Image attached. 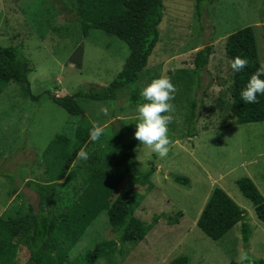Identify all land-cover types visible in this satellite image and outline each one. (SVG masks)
<instances>
[{"label": "rangeland", "instance_id": "1", "mask_svg": "<svg viewBox=\"0 0 264 264\" xmlns=\"http://www.w3.org/2000/svg\"><path fill=\"white\" fill-rule=\"evenodd\" d=\"M262 1L213 0L209 7L213 53L206 72L214 81L205 91L195 126L197 134L189 139L187 119L196 86L191 59L209 37L210 27L205 31L198 28L193 0H162L158 40L137 81L144 88L165 75L177 88L172 101L173 121L168 125L172 143L165 158L140 142L134 149L137 169L145 172L152 168L153 173L149 178L152 189L140 192L142 199L133 216L143 224H149L153 217L157 222L143 240L119 244L107 223L103 207L107 199L100 188L108 170L93 158L105 156L113 137L111 123L120 122L134 130L139 123L137 105H127L126 89L108 104L76 99L85 122L97 123L105 131L98 141L88 140L82 148L88 159L76 157L61 180H53L54 173L45 172L44 164L35 155L41 154L54 134L61 130L68 134L75 120L68 122V115L47 96H71L78 90L97 91L106 86L119 72L127 48L99 30H90L82 37L76 24L66 22L54 7L61 2L74 9V0H0V46L21 45L28 60L30 94L37 97V101L24 97L21 87L13 82L0 92V219L21 216L28 205L36 207L37 196L25 184L32 181L41 186L53 185L52 201L47 203L52 212L62 213L69 208L85 219V229L75 242L54 232L53 240L67 261L104 240L114 241L115 250L94 264H168L180 255L188 257V264H228L239 262L242 252L264 261V227L235 186L237 179L251 175L259 193L264 194V173H255L264 169V122L228 127L233 120L230 63L223 51L228 34L250 26L260 67L264 65ZM90 159L101 176L92 172ZM256 161L260 162L257 167L249 166ZM175 176L187 178V184L175 183ZM216 187L234 198L245 212L250 229L246 248L240 240L238 224L217 241L204 236L195 226ZM13 243L14 263L26 264L28 251L22 236ZM41 264H57L55 255H45Z\"/></svg>", "mask_w": 264, "mask_h": 264}, {"label": "trees", "instance_id": "2", "mask_svg": "<svg viewBox=\"0 0 264 264\" xmlns=\"http://www.w3.org/2000/svg\"><path fill=\"white\" fill-rule=\"evenodd\" d=\"M212 4L213 0H193L198 28L205 31L210 27V32L209 37L201 48L193 53L191 59L196 74V86L187 119L186 137L189 139L197 134L195 126L205 91L209 88V83L214 81L206 72L209 57L213 53L210 44L213 29L209 17V7ZM74 5L72 9L59 2L54 4V7L62 13L66 22L76 24L82 37H86L90 30L102 31L124 43L128 53L116 76L99 90L87 92L78 90L71 96H47L48 100L68 115V122L75 119L71 122L68 134L63 130L54 134L41 154L35 155L44 164L45 172L54 173L53 180L57 181L66 175L77 153L90 139L92 125L82 118L83 111L76 99L108 104L115 101L120 92L126 89L127 105L145 102L140 96L143 87L138 84L137 78L157 43V28L161 23L163 10L162 0H74ZM260 14L261 18H264V0ZM21 49V45L0 46V92L3 86L13 82L21 87L24 97L37 101V97L30 94L26 77L29 72L28 60L23 56ZM223 51L229 63L236 56L248 60L247 67L240 72H234L230 66V107L233 120L228 123V127L264 122V95H258L259 102L255 104L245 103L240 97V92L245 88L250 76L260 67L252 28L247 26L228 34L224 39ZM110 130L113 137L105 150V156L93 158L97 165L104 163L105 169L108 170L104 184L102 183L100 187L107 199L103 206L104 213L108 225L117 235V243L139 242L157 222V217H153L149 224H143L133 216L142 199L140 192L152 189L149 178L153 169L141 172L136 167L134 149L139 143L134 138L136 129L115 122L111 123ZM89 162L92 172L101 176L100 169L94 168L96 164H92L91 159ZM173 181L186 185L188 179L175 176ZM25 184L37 196L36 207L33 209L28 205L25 214L0 219V264H15L16 247L13 241L20 236L28 251L26 264H41L47 254L55 255L57 264H94L97 259H106L112 255L115 242L104 240L71 261L62 257L53 240L54 232L58 231L66 240L75 242L85 229V219L73 209L68 208L62 213H54L47 208V203L52 201L54 194L53 185L41 186L32 181ZM235 186L242 197L249 201L256 219L264 227V197L247 177L237 179ZM12 191L14 193L15 189ZM172 221L176 223L173 219L168 220ZM236 224L239 225L240 240L245 247L250 236L249 226L245 222V212L220 188H213L196 220V228L210 240L217 241ZM188 263V257L180 255L168 264ZM228 264H240V261H231ZM244 264H264V261L250 258Z\"/></svg>", "mask_w": 264, "mask_h": 264}, {"label": "clouds", "instance_id": "3", "mask_svg": "<svg viewBox=\"0 0 264 264\" xmlns=\"http://www.w3.org/2000/svg\"><path fill=\"white\" fill-rule=\"evenodd\" d=\"M248 65L247 59H242L236 56L230 66L234 72H240ZM264 65L259 67L254 72L241 90V100L248 104L258 103V95H264ZM177 88L171 82V78L161 75L157 79H153L150 84L145 86L140 92V96L144 103L137 104V119L136 131L134 138L142 145L149 147L160 158H165L169 152V145L172 141L169 138L168 125L173 121L175 105L172 101L175 99ZM103 111V109H101ZM103 126L93 123L89 132L90 140L95 142L100 139L104 133ZM77 159H88V154L85 150L77 153ZM240 264L250 260L246 252H242Z\"/></svg>", "mask_w": 264, "mask_h": 264}, {"label": "crops", "instance_id": "4", "mask_svg": "<svg viewBox=\"0 0 264 264\" xmlns=\"http://www.w3.org/2000/svg\"><path fill=\"white\" fill-rule=\"evenodd\" d=\"M261 155V154H260ZM260 164V162L259 161H256V162H253L252 164H250L249 166L250 167H257L258 165ZM263 166H264V164H263ZM255 173H264V169H258ZM251 181H252V183L254 184V186H255V188L256 189H258V185H256L255 184V182H254V180H253V178H252V176L251 175H248L247 176ZM216 186V185H215ZM263 186V185H262ZM218 188V187H217ZM222 190V189H221ZM258 191V190H257ZM259 192V191H258ZM260 195L262 196V197H264V194H261L260 193ZM233 200H234V198H232ZM235 202H236V200H234ZM237 203V202H236ZM254 214V213H253ZM255 216V215H254ZM261 224V223H260ZM233 228V227H232Z\"/></svg>", "mask_w": 264, "mask_h": 264}]
</instances>
